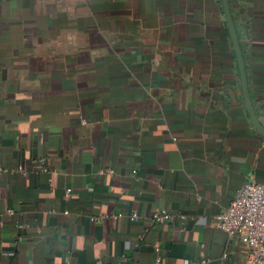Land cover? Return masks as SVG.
Returning <instances> with one entry per match:
<instances>
[{"label":"crops","instance_id":"obj_1","mask_svg":"<svg viewBox=\"0 0 264 264\" xmlns=\"http://www.w3.org/2000/svg\"><path fill=\"white\" fill-rule=\"evenodd\" d=\"M228 4L264 126V0ZM252 179L221 0H0V264H246L214 217Z\"/></svg>","mask_w":264,"mask_h":264},{"label":"built area","instance_id":"obj_2","mask_svg":"<svg viewBox=\"0 0 264 264\" xmlns=\"http://www.w3.org/2000/svg\"><path fill=\"white\" fill-rule=\"evenodd\" d=\"M11 212V211H9ZM136 218V215H132ZM164 209L154 212L152 220L169 221ZM215 227L230 237H238L245 246L246 264H264V183L249 180L236 192L229 205L218 212ZM208 258H186L181 264H209Z\"/></svg>","mask_w":264,"mask_h":264},{"label":"water","instance_id":"obj_3","mask_svg":"<svg viewBox=\"0 0 264 264\" xmlns=\"http://www.w3.org/2000/svg\"><path fill=\"white\" fill-rule=\"evenodd\" d=\"M221 1H222V5H223V12L225 15L227 28H228L229 35H230L231 40H232L233 48H234L236 58H237V62H238V68H239L240 79H241V91H242L244 104H245V107L249 113L250 120H251L253 126L255 127L257 132L262 137H264V126L259 122L257 115L255 114V111L253 109L252 103H251V98H250V94H249L247 80L245 77L243 57H242L241 49L239 46L235 27H234V24L232 21V17L230 14L228 0H221Z\"/></svg>","mask_w":264,"mask_h":264}]
</instances>
